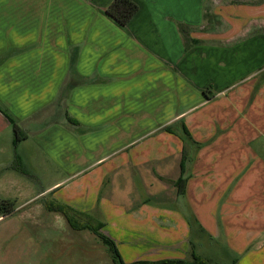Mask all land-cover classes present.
<instances>
[{
  "label": "crops",
  "instance_id": "1",
  "mask_svg": "<svg viewBox=\"0 0 264 264\" xmlns=\"http://www.w3.org/2000/svg\"><path fill=\"white\" fill-rule=\"evenodd\" d=\"M132 1L121 26L104 12L112 0H0V108L19 129L0 112V201L14 203L0 214V264H42L47 230L65 221L47 202L100 222L122 264L231 253L242 256L229 264H264V229L203 224L233 180L264 190V0ZM65 83L74 88L56 101ZM178 196L186 209L158 208ZM115 221L117 240L103 231ZM132 238L146 245L121 240Z\"/></svg>",
  "mask_w": 264,
  "mask_h": 264
},
{
  "label": "rangeland",
  "instance_id": "2",
  "mask_svg": "<svg viewBox=\"0 0 264 264\" xmlns=\"http://www.w3.org/2000/svg\"><path fill=\"white\" fill-rule=\"evenodd\" d=\"M208 3L213 5L212 0H207ZM228 1V0H226ZM242 1V0H239ZM43 37V35H41ZM31 38H36L37 34L34 32L30 36ZM0 38L3 39V35H0ZM51 94H45L46 100L50 97ZM58 95V94H57ZM56 95V97H57ZM177 112V111H176ZM161 131L158 132V134ZM182 139L179 141L180 145H184L185 153L188 152V148L186 146L187 137L183 133L180 136ZM203 146L200 144L189 145V160L190 163L194 159L193 156L198 153V150ZM204 147V146H203ZM170 161V158H167ZM174 160V157H173ZM250 165V164H249ZM190 174H185L183 177L187 178ZM66 176L63 175V178ZM192 177V176H191ZM240 175L237 176L239 178ZM195 178V177H194ZM193 178V179H194ZM245 181V180H243ZM236 180H233L231 183L225 185L226 188L217 191L212 197V206L208 208V213L206 214V222L205 224L207 230L211 229V221L218 226L219 230H235L244 234L246 230L253 228L255 231L264 229V190L263 189H247L236 187ZM240 186V185H239ZM238 188V189H237ZM144 193H148L147 190L142 191L140 188H136V196L139 198H145ZM181 195V194H180ZM154 198V197H153ZM155 204L154 199H151ZM166 203H170L169 205H163V201L158 202V208L162 210H169L172 212H176L178 210L186 209L187 206L183 203L181 196L175 198H169L165 201ZM110 204L113 205L116 209H118V203L110 201ZM150 204V202L148 203ZM232 212V214H231ZM227 215L234 216L231 220H229ZM186 223L191 232L197 231L201 228V224L196 221V217L191 214L186 215ZM177 224L176 222H173ZM214 224V226H215ZM112 225L117 226V221L114 223L106 222V226L104 227V232L111 234V238H114L113 235L116 234L114 227ZM125 225V224H123ZM228 226H231L228 228ZM120 227H118L119 229ZM167 229V228H165ZM102 230V229H101ZM100 230V231H101ZM33 235V233H32ZM47 241L46 248L48 252L43 256L42 264H103L108 261V255L111 253L108 250V247L104 245L97 237H95L89 231H80L76 232L70 229L69 225L66 221L56 224L54 227L49 228L47 230ZM33 240H30L33 247H35V251L33 254L38 253L39 248L41 250V245L38 244V239L34 237ZM117 240V238H114ZM122 242L125 241L128 243L130 240L134 241L137 245H146L145 243H141L142 239H121ZM212 245L222 244V239H207ZM131 241V242H132ZM264 244V238L260 240ZM125 245V244H124ZM121 246V245H120ZM119 246V247H120ZM120 248H123L122 246ZM256 248V246L254 247ZM45 249V247H43ZM203 250V249H201ZM221 262L222 264H229V258H237L238 260L241 258V254L231 253V254H222ZM35 257H38V254H35ZM264 259V257H263ZM104 260V261H103ZM262 260V259H261ZM260 264L261 261H259ZM221 264V263H220Z\"/></svg>",
  "mask_w": 264,
  "mask_h": 264
},
{
  "label": "trees",
  "instance_id": "3",
  "mask_svg": "<svg viewBox=\"0 0 264 264\" xmlns=\"http://www.w3.org/2000/svg\"><path fill=\"white\" fill-rule=\"evenodd\" d=\"M138 6L132 0H112V2L106 7L105 14L113 19L116 23L121 26L127 24V22L133 17V15L137 12ZM178 30L184 40H186L187 29L183 25H178ZM183 45L186 48L188 45V41H183ZM74 88V85L70 83H65L62 89L59 92L57 100H63L64 102L68 99L69 91ZM0 112L7 118L9 123L11 124L14 132L18 133V126L15 121L7 115L1 108ZM67 120L70 121L69 117ZM71 122V121H70ZM184 185V180L179 179L177 183V188L179 194L182 192ZM45 208L48 211L60 213L67 224L69 225L70 229L75 231L87 230L91 232L95 237H97L104 245H106L112 255V260L114 263L122 264L119 256L114 248L113 242L106 238L102 233V224L98 221H95L93 218L88 217L84 213H80L71 207L52 202L50 204L45 203ZM14 209V203L12 201H0V214L2 215H9ZM172 264H207V261L201 259L197 256H194L191 263H185L184 261H173ZM166 264V263H164Z\"/></svg>",
  "mask_w": 264,
  "mask_h": 264
}]
</instances>
